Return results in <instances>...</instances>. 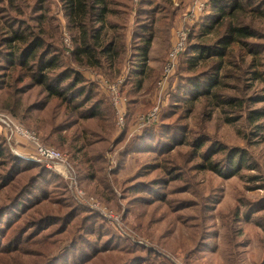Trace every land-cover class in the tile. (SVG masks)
<instances>
[{"label": "rangeland", "instance_id": "374dc122", "mask_svg": "<svg viewBox=\"0 0 264 264\" xmlns=\"http://www.w3.org/2000/svg\"><path fill=\"white\" fill-rule=\"evenodd\" d=\"M137 1L132 0L123 9L130 13L126 27L127 42L133 27L132 13ZM155 2L159 14H167V9L171 12L174 8L176 11L178 18H175L171 26L173 29L168 36L170 39L166 38L165 32L159 30L162 21L157 20L155 38L144 72L136 73L134 70L138 67L134 63L131 65L129 57L122 61L119 73L110 76L101 69L85 68L72 63L70 53L74 43L64 16V1L0 0V74L6 66L1 55L4 50L1 44L5 25H19L22 28L29 25L35 35L42 34L39 38L46 46L37 55L42 51L49 52L46 57L52 56V53L58 56V65L49 73L61 81L58 86L63 87L60 74H63L64 61L85 81L95 85L99 93L95 97L100 96L109 103L114 114L113 134L104 155L106 164L102 174L107 180V189H104L96 180L85 179L78 173L77 168L81 165L73 158V150L68 146L72 128L56 132L51 136L50 142L43 140L36 130L39 128L38 131L42 132L46 129L33 117V112L30 120L21 123L20 117L10 115L3 108V102H7L3 95L6 90L3 84L7 79H0L3 82L0 83V116H9L17 126L33 133L39 144L58 149L65 156L72 173L68 174V169L66 172L52 163L38 161L35 144L18 133L11 134L10 129L0 122V140L4 144L5 155L11 161L12 158H17L23 164L21 169L14 172L10 185L0 189V205L12 198L9 190L14 183L15 194H19L24 188L30 194L24 198L25 206L21 207V212L14 213L11 209L0 225V252H6L7 255L11 252L8 249L19 248L23 261L24 258H31V261L35 259L34 264H132L136 254H140L145 260L138 259L133 264H264V227L255 222L258 216L264 218V204L252 210L247 217L244 215L247 200L264 198V83L260 79L250 78L251 72L246 71L252 58L264 61V48L255 55L240 50L239 58L242 56L243 60H239L235 66L221 69L223 79L215 92L220 98L235 96L239 100L235 105L225 106L220 101L218 104L212 103V94L197 95L187 104L169 94L170 87L181 82L178 68L180 56L186 49L177 56L175 69L163 94H155L157 80L172 38L174 40L175 30L184 24L180 20L184 7L178 11L181 8L180 0H170V4L164 3V0H154L153 3ZM195 21L191 23L190 30ZM255 23L263 28L264 16L256 18ZM185 25L189 27V23ZM212 35H206L204 40L209 42ZM128 54L129 48L124 59ZM234 54L238 56L237 46ZM201 62L198 60L197 64ZM159 66L160 69L153 78L155 74L150 69ZM259 69L264 77V67ZM139 80L141 88L131 91ZM34 81L25 78L22 83H13L10 93L18 94L23 99V107L33 102L42 108L46 103L37 115L56 114L54 124L63 126L62 108H54L57 100L44 102L38 98L40 88ZM112 82L117 93L122 95L123 125L117 123L119 114L109 89ZM17 86L20 92L16 89ZM146 89L152 91L151 94H146ZM7 92L6 90V94ZM127 94L139 96V106L132 109L131 114L127 111ZM169 102L170 105L167 106ZM156 105V119L139 125L140 116L147 114ZM170 106L175 107L176 111H170L162 124H172V130L160 125L158 120L165 109L169 112ZM253 109L260 110L261 117L256 122L248 123L246 115ZM17 112L21 114L22 106ZM149 124H154L156 128L148 131L146 141L139 143L138 137ZM124 128L127 131L122 137L126 130ZM133 140L141 148L138 149V145H135L128 151L127 145ZM79 143L77 141L75 144ZM232 150H239L241 156L233 165L225 166V155ZM208 155L210 160L218 164L220 171L210 169L205 161ZM170 166V170H174L172 173L181 180L171 181L173 177L169 174L170 170H166ZM1 168L0 165V170ZM41 168L49 174L47 182L40 178L44 174L36 178ZM54 180L60 182L54 183ZM1 184L3 183L0 186ZM20 186L21 189L17 190ZM63 187L67 191H63ZM99 190H104L105 199L94 192ZM203 194L210 196L207 200L206 231L204 241L195 244L193 236L197 229L191 222ZM178 208L181 210L175 212ZM34 210L37 213L33 214L35 218L39 213L41 217L50 214V218L54 219L41 223L26 222ZM180 218L187 219V223ZM231 222L232 227L229 226ZM260 222L264 224V220ZM43 235L51 236L53 245L43 243L48 239L42 240ZM11 236L14 237L10 239ZM24 240L29 242L24 243ZM22 251L29 253L30 257L23 258ZM64 252L66 253L63 254ZM0 255L4 260L0 264H13L11 260H5L6 255Z\"/></svg>", "mask_w": 264, "mask_h": 264}, {"label": "trees", "instance_id": "16d2710c", "mask_svg": "<svg viewBox=\"0 0 264 264\" xmlns=\"http://www.w3.org/2000/svg\"><path fill=\"white\" fill-rule=\"evenodd\" d=\"M62 1L65 3L66 12L64 16L67 21V27L71 31L74 43L70 53L72 63L85 68L101 69L103 73L110 76L113 73H119L122 61L127 60L129 57L131 65L134 63L136 65L135 67H138L134 71L142 74L150 50H152V41L155 38V22L157 20L162 21L159 30L165 32L167 35L166 38L169 40L168 36L171 26L174 24L177 15L174 8L171 12L167 9V14L170 12L169 15L159 14L158 5L156 2L153 3L154 0H138L136 8H133V27L130 32L129 42H127L126 27L128 26L127 20H129L130 13L123 9L129 6L132 0ZM164 3L170 4V0H164ZM115 6H118V8H115ZM262 16H264V0H206L203 11L193 23L190 33H188L186 50H183L184 52L182 51L183 53L180 56L178 68V73L180 72V74L178 75L181 78V82L179 81L173 88L170 87L169 94L182 99L181 101L186 104L191 98L197 95L209 96L212 94V103L218 104L220 101L225 106L235 105L239 101L235 96L226 95L220 98L215 92V89L223 79L221 69L231 67V65L235 66L239 60L242 61V56L239 58L240 50L244 53L255 55L261 48H264V27L259 28L255 23L256 18ZM4 32V36L2 37L3 42L1 44L4 50L1 52V55L4 57L2 60L6 61V66H4V70L2 69L3 71L1 70L0 79H7L3 86L8 91V94H6V90L3 93L5 99H7V102H3V108L10 115L20 117L21 123H24L27 119L30 120V114L33 112L35 114L33 117L38 119L44 125L45 128L43 129L46 130L39 132V128H37L38 130L33 128L40 134L39 136L43 140H48L49 142L51 136L56 132L61 131V129L72 128V135L68 146L73 150V158L81 165L77 168L78 173H81L85 179L96 180L100 187L107 189V180L102 174V170L105 167L104 164H106L105 151L111 141L114 128V114L110 104L106 103L100 96L95 97L96 94H99L95 85L92 82L85 81L73 67L64 61L63 74H60V78L63 80V87L60 88L58 86L61 84V81H58L57 77L49 74L52 72L51 69L58 65V56L51 52L52 56L46 57V55H49V52L43 53L42 51L37 55V52L42 47H46L44 46V42L39 38V36L42 37L41 33L39 36L35 35V32L31 30L29 25L22 28L19 25L14 27L7 24L4 27ZM210 33L213 34L212 38L209 39V42H206L204 38ZM193 39L196 40L193 41ZM252 40L257 41L254 42ZM236 46L238 48V56L234 54ZM127 48H129V54L124 59ZM198 60L202 61L201 64H197ZM231 60L235 61L232 62ZM261 67H264V61H257L252 58L248 62V69L246 71L251 72L249 74L250 78L260 79L264 83L262 70L259 69ZM159 69L157 71L153 70L155 73L153 78L156 77ZM25 78L34 79V82L39 85L40 94H37V97L42 101L57 100L54 108H62L63 126L54 124V115L56 114L51 113L46 116L37 115V113L43 110L46 103L42 108L33 102L23 107V99L18 94L10 93V89L13 88V83H22ZM136 84L133 87L134 89L131 88V91H135V88L138 87L141 88L140 80ZM16 89L20 92L19 86ZM127 95L129 96L126 104L127 111L131 114L130 111L139 106V96L136 94ZM87 102L89 103L84 105ZM169 105L170 102L167 106ZM21 106L22 112L19 114L17 110ZM145 108H147L146 104ZM170 111L175 112L176 108L170 106L168 113L166 109L163 112L161 111L162 113H160L158 119L160 125L168 128V130L173 129L172 124H162V122L170 114ZM260 117V110L253 109L247 113L246 120L248 123H252L258 121ZM153 125L149 124L144 127V133L138 137L139 143L148 139V131L156 128ZM126 131L127 129L124 130L122 137ZM77 141H80L78 145L75 144ZM135 145L139 147L140 144H135L133 140L127 145V150L130 151ZM5 153L4 144H1L0 140V165L2 166L0 170V183H3L0 189H2V186H9L14 174L23 166L21 164L22 161L17 158H12L11 161L10 157L5 155ZM240 156L239 150H232L230 153L227 152L224 158L226 159L224 165H233L234 161L239 160ZM205 161L208 162L211 170L220 171L218 170V164L210 160V155L205 158ZM170 169L171 166L166 170L169 171ZM172 172L174 170L169 171V174L173 177L171 181L181 180L178 175H174ZM42 174L44 176L40 177ZM36 175V178L40 177L44 182L48 181L47 177L49 174L45 173L44 169L39 170ZM53 182L59 183L60 181L54 180ZM14 186L9 190L10 197L12 198L0 205V225L4 223V219L11 209L14 213L21 212V207L25 206L24 198L30 195L25 188L19 194H15ZM21 187L16 189L20 190ZM63 191H67V188L63 187ZM94 192L99 197L105 199L104 190ZM110 193L113 197L112 190H110ZM209 198L210 196L207 194L200 196L197 212L194 218H192L191 223L197 229V233L193 236L195 244L204 241L203 235L206 231L207 217L206 210H208L207 200ZM246 203L245 217L255 208L263 205L264 198L253 201L247 200ZM180 210L178 208L174 211L177 212ZM33 214H37L36 210L29 214L30 219L26 220V222L39 221L41 223L44 220L54 219L50 218V214L41 217L38 213V219ZM180 219L187 223V219ZM258 219L260 221L264 220L261 216H258ZM258 219H255L257 225L261 227L263 225L264 227V224ZM229 226L232 227L233 222ZM13 237L11 236L10 239ZM50 237L49 235H43L41 239L48 238L43 243L53 245L54 242ZM28 242L29 240H24V243ZM8 250L11 252L7 253V255L6 252H0V254L6 255L5 260H11L13 264H34L36 261L35 259L31 261V258H24L30 257V254L22 251L24 263L19 248H10ZM138 259L145 260L140 254H136L131 263L138 261ZM2 261L4 260L0 255V263Z\"/></svg>", "mask_w": 264, "mask_h": 264}, {"label": "built area", "instance_id": "2783aa9c", "mask_svg": "<svg viewBox=\"0 0 264 264\" xmlns=\"http://www.w3.org/2000/svg\"><path fill=\"white\" fill-rule=\"evenodd\" d=\"M204 7L205 0H192L182 11L180 20H182L184 24L175 30L174 40L172 38L171 45L162 64L161 74L159 79L157 80V88L155 94H163V92L165 91V85L175 69L177 56L186 48V41L188 33L190 31V25L198 18ZM185 23H189V27H187ZM114 85V82L110 83L109 89L112 94L114 106L119 114L117 123L118 125H123V99L121 97L122 95L120 93H117ZM156 106L148 111L147 114L140 116L139 125H145L156 119L158 105ZM0 122L5 124L10 129L11 134L14 135L15 133H18L19 135L24 136L23 138L26 137L35 144L36 159L38 161H45L47 163H52L54 165L60 166L63 168V170H66V172L68 169V174L72 175L69 163L67 162V160H65V156L58 149L52 146L39 144L38 139L33 133L31 134L24 128L17 126L9 116H0ZM78 192L82 193V191L80 190H78Z\"/></svg>", "mask_w": 264, "mask_h": 264}, {"label": "crops", "instance_id": "0c3cea01", "mask_svg": "<svg viewBox=\"0 0 264 264\" xmlns=\"http://www.w3.org/2000/svg\"><path fill=\"white\" fill-rule=\"evenodd\" d=\"M192 0H180V6H181V8L180 9H178V11H181V9L184 7H186V5L189 3V2H191ZM206 1V0H205ZM175 18H178V16L176 15V17ZM173 29V28H172ZM172 29L170 30V34H171V31H172ZM169 39H170V37H169ZM160 51V50H159ZM163 55V53H161V56ZM150 65V64H149ZM156 67V66H155ZM160 67V66H159ZM159 67L158 68H151L150 70H154V71H157L158 69H159ZM154 73V72H153ZM155 74V73H154ZM148 90V92H146V94H151V92L152 91H149V89H146V91Z\"/></svg>", "mask_w": 264, "mask_h": 264}]
</instances>
